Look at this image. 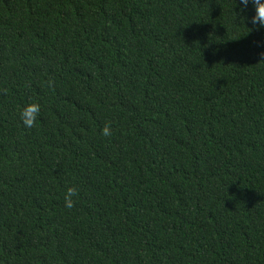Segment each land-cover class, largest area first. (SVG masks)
<instances>
[{
	"label": "trees",
	"instance_id": "obj_1",
	"mask_svg": "<svg viewBox=\"0 0 264 264\" xmlns=\"http://www.w3.org/2000/svg\"><path fill=\"white\" fill-rule=\"evenodd\" d=\"M252 15L239 0H0V264H264Z\"/></svg>",
	"mask_w": 264,
	"mask_h": 264
},
{
	"label": "clouds",
	"instance_id": "obj_2",
	"mask_svg": "<svg viewBox=\"0 0 264 264\" xmlns=\"http://www.w3.org/2000/svg\"><path fill=\"white\" fill-rule=\"evenodd\" d=\"M249 4L254 8V15L251 16L250 20L246 16H241L243 21L248 20V22L252 25L251 28H248L249 34L253 31H262L264 30V0H239L240 11L244 13ZM260 42H257V47H260ZM264 56V53H261ZM51 87L53 82H48ZM41 117V105L39 103H27L19 112V119L23 126L26 129L33 128L39 118ZM112 134L111 126L105 125L101 129V135L104 137H109ZM78 196V189L76 187H70L66 190L64 194V207L66 209H72L75 206L74 197Z\"/></svg>",
	"mask_w": 264,
	"mask_h": 264
}]
</instances>
